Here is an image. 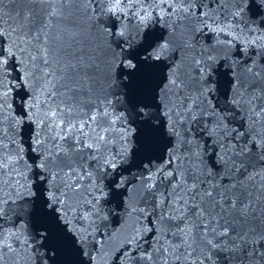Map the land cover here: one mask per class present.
Here are the masks:
<instances>
[{"label": "snow or ice", "instance_id": "obj_1", "mask_svg": "<svg viewBox=\"0 0 264 264\" xmlns=\"http://www.w3.org/2000/svg\"><path fill=\"white\" fill-rule=\"evenodd\" d=\"M40 3L42 18L31 10L18 13L7 24L0 18V113L7 105L15 133L20 119L12 116L8 101L14 90L22 88L26 104L21 117H27L36 131L34 143L30 145L36 155L30 159L39 169L37 178L45 181L46 177L48 184L46 191L37 185L36 193L26 184L20 185L19 179L12 187L17 194L23 190L29 196L35 195L33 214L40 216L47 225L39 233L40 239L48 240L51 228H58L68 233L67 239L78 253L88 254L84 250L88 242L87 230L75 228L69 217L72 201L86 177L96 204L106 195L102 182L110 175L114 179L108 187L114 190L121 187L123 173L118 170L128 163L130 156L128 116L135 114L136 118H146L154 133L169 135L174 141L166 150L167 158L154 173H150L145 185L151 191L158 180L167 181L166 195L162 192L156 201L158 208L166 202L167 211L148 221L151 228H137L125 241L117 259L127 256L132 264H157L158 261L169 264L167 257L171 255L176 264H204L200 257L211 261V256L203 249L194 256L197 251L193 247L194 229L198 228L204 248L237 251L241 254L242 264L243 260L264 264V232L249 233L237 227L240 221L255 215L252 192L245 189V182L255 180V176L248 169L241 173L244 162L241 159L237 163L235 159L249 155L252 149L264 158V138L256 140L249 132L241 144L237 137H244L245 133L229 127L232 114L241 109L264 117V63L256 69L251 58L244 61V71L250 78L246 79L237 71L240 65L233 62L225 68L226 62L218 63L219 57L214 54L218 48H235L232 54L237 57H242L249 48L264 50V21L253 28L251 25L255 20L246 19L249 11L261 6L257 0H251L250 4L249 0H40ZM73 4L85 6L84 11L89 14L93 27L110 38V45H115V48L110 47L112 68L122 65L136 69L137 65L132 61L140 50L146 54L155 53L146 59H161L169 44L162 36L146 30L153 20L167 24L169 31L173 30L174 24H190L193 39L205 37L213 46L204 49L200 58L194 61L199 74L194 91L178 73L170 74L165 86L169 93L166 101L154 103L156 96L143 100L129 97L128 115L117 113L112 96L118 94L113 91L94 96L93 85L87 84L89 65L83 57L75 63L65 58L64 35L71 30L66 9ZM129 19L134 27L126 23ZM53 21L66 23L62 29L53 31ZM188 46L192 44L189 42ZM261 59L264 61V52ZM222 68L225 70L221 71ZM77 77L87 86L79 83ZM109 84L115 87L111 76ZM221 97L223 106L219 102ZM213 100L217 103L213 104ZM153 107L166 117L163 127L153 118V113L145 112ZM118 122H122L119 129L122 147L113 152L110 146L113 134L118 131ZM2 135L6 132L0 129ZM181 144L195 146L192 154L196 163H190L187 169L181 159ZM225 148L230 153L227 159L223 154ZM22 151L14 139L8 144L0 140V174L21 175ZM131 156L135 157V150ZM205 157L210 162L207 165ZM184 159H187L186 155ZM151 163V160L147 161V164ZM218 164L223 168L231 165L226 182H212L211 169ZM259 189L257 206L264 205V176H260ZM6 203L15 206V198L8 195L4 199L0 194V217L5 214ZM87 203L91 214L98 215L96 204L92 200ZM261 213L264 214V207H261ZM88 218L86 214L85 219ZM143 232L151 233L158 245L151 251L137 247ZM162 233L165 237L171 234L176 242L156 239ZM14 238L19 241L15 231L5 232L0 225V252H14ZM153 252L157 254V260H153ZM161 252L163 257L159 255Z\"/></svg>", "mask_w": 264, "mask_h": 264}, {"label": "water", "instance_id": "obj_2", "mask_svg": "<svg viewBox=\"0 0 264 264\" xmlns=\"http://www.w3.org/2000/svg\"><path fill=\"white\" fill-rule=\"evenodd\" d=\"M251 0H249V4ZM261 6L248 12L246 19L255 20V24L251 27L256 28L262 21H264V0H257ZM83 5L73 4L66 9V15L70 18L71 30L64 35L65 46L67 48L66 59L73 63L77 62L82 56L84 61L89 65L87 84L93 85V95L103 96L109 92H116L117 96H112L114 101V109L117 113L124 112L128 115L127 109L131 105L128 104V99L133 100L150 99L156 96L157 100L154 103H159L161 100H167L169 95L165 91L167 85V77L170 74L178 73L185 83L191 85V90L194 91L196 87V79L198 73L196 71L195 60L199 59L204 49H211L205 37L197 36L193 39L191 25L174 24L172 31L164 22L153 20L147 26V29L152 30L157 36H162L168 42V50L161 56L158 61L146 59L155 53H144L140 50L132 63L137 65L136 69H131L125 66L118 68L111 67V48L115 45H110V38L103 35L99 30L93 27V22L89 18V14L84 11ZM24 10L33 11L34 15L42 18V8L40 0H28L22 3L21 0H0V18L7 24L10 19H14L18 13ZM253 12L256 13L253 16ZM55 28L53 31L62 29L65 26L64 21H53ZM130 27H134L133 21L129 19L126 21ZM198 41V42H197ZM192 46L189 47L188 43ZM125 48L128 46L125 45ZM119 52V49H116ZM236 49L231 50L218 48L214 54L219 57L218 63H225V68L230 67L233 62L240 65L237 71L242 78L250 79L248 73L244 71V61L251 58L256 69L264 63L261 59V54L264 50L249 48L242 57H237L232 53ZM118 63V62H117ZM225 69L222 68L221 71ZM12 75H15L13 73ZM264 75V72H262ZM112 78V85L110 86L109 78ZM79 83L84 84V81L79 80ZM87 84H84L86 87ZM127 85V87H126ZM25 92L22 88L14 90L12 96L9 98L11 104L12 116L20 119L19 126L16 127L15 133L12 131V120L9 116V109L7 105L4 111L0 113V129L6 132V135L0 136V140L4 144H8L10 139H14L22 148L23 159L19 164V173H12L11 177L0 174V194L4 199L8 195L15 198V206L10 203L4 205L5 214L0 217V225L3 226L5 232L8 230L15 231L19 237V241L15 238L12 240L14 252L9 253L7 250L0 252V264H132V261L127 257L117 259L120 252L125 247V241L135 233L137 228L148 227L152 225L148 223L150 219H155L160 212L167 211V203L165 202L161 207L156 206V201L162 192H165L167 181H157L156 187L151 191L147 190L145 185L148 182L147 178L150 173H154L158 166L162 165L164 159L168 156L170 145L174 143L172 137L169 135H160L154 133L152 125L144 117L136 118L135 114L128 116L129 135L127 137V145L129 148V160L118 171L123 173V184L119 189H112L108 187L109 182L114 179V176H109L102 183L106 195L99 200H93L90 194L89 179L86 177L83 181V187L80 192L76 194L72 201V210L69 212L72 225L80 230H87L88 242L84 246L87 255L82 252L78 253L76 248L68 241V233L61 231L58 228H51V235L46 241L40 239L39 233L46 227L41 217L34 215L35 195L29 196L23 190L19 194L13 189L16 180L19 179L20 185H27L31 188L33 193H36L37 185L43 190L48 189V184L45 181H40L36 172L39 169L33 164L32 159L36 155L31 151L30 145L34 143L36 137L35 125L30 126L27 117H21L22 111L25 110L26 101L23 99ZM223 106V98H220ZM213 104L217 101L213 100ZM145 112L154 114L153 118L157 123L163 127L166 124V117L162 116L155 107L145 109ZM233 115L231 128L239 129L245 133L244 137H237V140L242 144L244 139H247V134L251 132L252 137L256 140L264 138V117H256L250 110L241 109ZM251 117V118H250ZM122 122L117 123L118 131L113 134V143L111 149L113 152H118L121 147L120 126ZM197 139H200L197 137ZM203 144V141H200ZM233 144L236 141H232ZM251 141H249V144ZM194 145L181 144L180 148L183 150L181 159L184 160V167L187 169L189 164L195 165L196 159L192 152ZM205 147H207L205 145ZM239 145H237V149ZM135 150V157L132 158L131 152ZM225 159L230 153L228 149L223 150ZM185 155L187 159H184ZM236 162L240 163L241 159L244 162V167L241 169H248L255 176V180L246 181L245 189L252 192L253 204L255 208V215H251L247 220L240 221L237 227L244 232H264V214L261 213V207L257 206L259 195L260 176H264V158L256 149H252L249 155L244 157H235ZM151 160V164L147 161ZM210 162L205 157V164ZM147 164V167L144 165ZM229 168H223L217 165L212 168L213 183L226 182L229 177ZM218 173V175H217ZM259 173V175H256ZM206 175V173H205ZM232 175L239 176L240 174L232 173ZM240 178H243L242 176ZM97 183H100L97 180ZM19 187V185H17ZM38 195V193H37ZM166 195V192H165ZM92 200L99 210L97 214H91L92 210L87 201ZM89 218L85 219V215ZM159 222V221H157ZM195 236L193 240V247L197 250L194 256L199 255L200 250L203 249L206 255L211 256V261L201 256L204 264H242L241 254L237 251L224 249L208 250L204 248L199 239V229H194ZM156 239L159 240H174L171 234L166 237L162 233ZM174 242H176L174 240ZM151 246V247H150ZM154 243L152 234L143 232L140 244L137 247H143L152 250L157 247ZM182 251V250H181ZM179 254V253H177ZM163 257V253L159 254ZM251 255V253H249ZM169 264H176L173 256L167 257ZM153 260H157V254L153 252ZM183 261V256L181 255ZM157 264H160L158 261ZM243 264H250L249 261L243 260ZM255 264V262H252Z\"/></svg>", "mask_w": 264, "mask_h": 264}]
</instances>
